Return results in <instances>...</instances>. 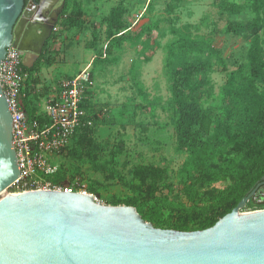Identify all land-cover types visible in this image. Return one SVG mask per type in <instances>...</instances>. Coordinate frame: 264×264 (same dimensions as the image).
<instances>
[{"label": "rangeland", "instance_id": "374dc122", "mask_svg": "<svg viewBox=\"0 0 264 264\" xmlns=\"http://www.w3.org/2000/svg\"><path fill=\"white\" fill-rule=\"evenodd\" d=\"M225 2L242 9L226 12ZM65 5L67 11L33 61L29 81L24 72L22 101L26 94L32 121L39 124L62 86L81 72L89 74L81 95L82 125L63 148L43 152L48 165L57 168L62 184L85 190L105 206L138 193L168 194L175 201L180 197L177 172L187 154L177 149L173 89L204 109L215 108L229 75L240 69L249 74L247 51L253 37L262 36L261 27L247 29L254 20L250 0H66ZM118 5L125 9L122 33L133 42L115 49L103 20ZM69 21L76 25L70 27ZM181 38L204 41L218 54H187L185 70L176 65L171 71L168 64L177 63L171 45ZM213 128L211 122L196 129L205 140ZM156 170L162 171L161 179L152 177ZM227 183L213 188L222 190ZM12 192L9 187L4 193Z\"/></svg>", "mask_w": 264, "mask_h": 264}, {"label": "water", "instance_id": "95a60500", "mask_svg": "<svg viewBox=\"0 0 264 264\" xmlns=\"http://www.w3.org/2000/svg\"><path fill=\"white\" fill-rule=\"evenodd\" d=\"M25 1L0 0V65L12 46L29 68L54 30L45 14L51 7ZM11 141L0 88V264H264V210L244 212L250 201L264 205V176L212 227L179 232L155 228L134 207L100 204L92 194L4 193L20 175Z\"/></svg>", "mask_w": 264, "mask_h": 264}, {"label": "trees", "instance_id": "16d2710c", "mask_svg": "<svg viewBox=\"0 0 264 264\" xmlns=\"http://www.w3.org/2000/svg\"><path fill=\"white\" fill-rule=\"evenodd\" d=\"M249 7L254 20L247 25V29L262 28V36L255 35L247 51L246 67L255 71L249 70V74L242 69L232 72L221 89L220 101L215 108L204 109L198 100H188L181 91L173 89L177 149L187 154L186 161L177 172L180 197L169 201L168 194L154 196L138 193L113 201V206L134 207L141 218L155 228L179 232L203 231L230 213L260 182L264 176V90H259L264 82V0H250ZM241 9V5L225 2L226 12L235 14ZM72 10L78 15L81 12L77 4ZM66 11L64 4L61 15ZM103 22L110 47L119 49L124 43L133 42L131 35L122 33L126 28L122 5L113 7ZM75 25L69 21L70 27ZM171 49L174 51L172 57L177 60L176 64H168L171 71H175L176 65L185 70L187 54H206L208 58L218 54L204 41L184 38L174 42ZM35 66L36 62L30 68L22 66V72L28 73L26 81L30 80ZM176 86L173 81V87ZM23 92L24 86L22 96ZM22 105L27 119L32 121L26 94ZM211 122L214 128L210 136L203 140L196 128ZM46 124L48 120L44 116L41 125ZM85 139L82 137L78 141L83 143ZM162 176L161 170L152 173L156 180ZM116 179L129 187L123 177L117 175ZM50 180L63 183L59 172ZM223 181L228 183L222 190L213 188V185ZM247 208L258 206L250 203Z\"/></svg>", "mask_w": 264, "mask_h": 264}, {"label": "built area", "instance_id": "2783aa9c", "mask_svg": "<svg viewBox=\"0 0 264 264\" xmlns=\"http://www.w3.org/2000/svg\"><path fill=\"white\" fill-rule=\"evenodd\" d=\"M23 55L17 48L10 46L0 65V88L12 119L11 144L20 171L19 178L10 187L15 192L41 190L86 193L74 186L52 182L50 177L57 173V168L48 165L43 152L63 148L74 131L82 125L85 114L80 107L81 95L89 74L81 72L62 86L60 94L45 107L44 116L48 124L41 125L27 119L22 105L21 92L25 80L22 72ZM87 124L91 125V122ZM261 210L264 208L258 206L244 212Z\"/></svg>", "mask_w": 264, "mask_h": 264}, {"label": "flooded vegetation", "instance_id": "af4514ba", "mask_svg": "<svg viewBox=\"0 0 264 264\" xmlns=\"http://www.w3.org/2000/svg\"><path fill=\"white\" fill-rule=\"evenodd\" d=\"M26 0L25 5H30L31 8L37 7L41 2L45 4L46 7H51L50 11L45 13L48 16L49 21H55V26L60 21L61 12L63 10L64 4L66 0ZM36 13V10H33ZM54 26V28H55ZM50 37V36H49ZM49 39V38H48ZM45 45V43H44ZM43 45V46H44ZM35 46V45H34ZM42 46V48H43ZM41 48V49H42ZM261 182V180H260ZM259 182V183H260ZM262 198V197H261ZM253 203V202H252Z\"/></svg>", "mask_w": 264, "mask_h": 264}]
</instances>
